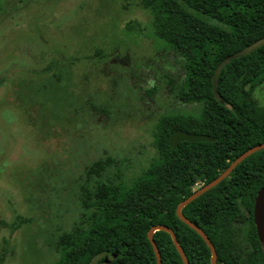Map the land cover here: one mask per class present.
<instances>
[{
	"label": "rangeland",
	"instance_id": "obj_1",
	"mask_svg": "<svg viewBox=\"0 0 264 264\" xmlns=\"http://www.w3.org/2000/svg\"><path fill=\"white\" fill-rule=\"evenodd\" d=\"M150 21L137 0H0V264H56L87 169L130 182L157 155L156 121L181 108L146 93L170 64Z\"/></svg>",
	"mask_w": 264,
	"mask_h": 264
},
{
	"label": "trees",
	"instance_id": "obj_2",
	"mask_svg": "<svg viewBox=\"0 0 264 264\" xmlns=\"http://www.w3.org/2000/svg\"><path fill=\"white\" fill-rule=\"evenodd\" d=\"M137 1L150 13L154 35L163 41L170 59L162 73L145 66L153 69L158 81L146 93H156L162 83L181 111L158 118L153 133L157 155L130 182L121 175L119 164L115 178L104 176L110 159L87 169L78 192L79 222L56 238V264H157L147 236L154 225L174 232L189 264H210L207 243L178 217L176 208L196 182L211 181L243 151L264 143V105L254 96L264 83V44L221 67L217 86L221 100L214 97L211 80L224 57L264 36V0ZM127 27L132 32V24ZM100 50L88 58L103 57ZM175 129L215 140L182 141L172 148L169 134ZM230 176L181 212L207 235L217 264H264L254 224L240 220L245 202H252L264 184V148L247 156ZM23 221L17 216L11 229ZM0 223L8 226L4 220ZM242 236L252 245H244ZM153 238L162 264H184L167 231L156 230Z\"/></svg>",
	"mask_w": 264,
	"mask_h": 264
},
{
	"label": "water",
	"instance_id": "obj_3",
	"mask_svg": "<svg viewBox=\"0 0 264 264\" xmlns=\"http://www.w3.org/2000/svg\"><path fill=\"white\" fill-rule=\"evenodd\" d=\"M263 44H264V36L262 38L258 39L257 41H255L254 43H252V44H250V45H248V46H246V47H244V48H242V49H240L234 53L227 55L216 65L214 72L212 74L211 80H212V93L217 100L222 99L221 96L219 95L218 91H217L218 76H219V72H220L221 67L226 62H228L234 58H238V57H241V56H244L246 54L251 53L253 50L257 49L258 47L262 46ZM214 140H215V137H212L210 135L200 134V133H191V132L184 131L182 129H175L169 134V143H170V146L172 148L176 147L177 144L179 142H182V141L200 142V141H214ZM263 148H264V143H259L257 145L250 147L249 149H247L243 153H241L238 157H236V159H234V161L227 167V169L223 173L218 175L216 178L211 180L206 185L202 186L200 189L192 192L187 198H185L182 202H180L176 208V213H177L178 217L182 221H184L186 224H188L190 227H192L207 243V245L211 251V263L210 264H217V255H216V250H215L214 246L212 245V243L210 242L209 238L204 233V231L199 226L194 224L192 221H190L188 218H186L182 214L181 209L185 205H187L188 203L193 201L195 198L200 196L202 193H204L205 191L209 190L210 188H212L216 184H218L224 177H226L233 170V168L239 162H241L247 156H249L250 154H252V153H254L260 149H263ZM263 202H264V185L260 188V190L257 193L256 200H255V208H254V222L256 224V228L258 229L259 235H260V237L264 243V208H263ZM161 229L167 231L171 235L173 242H174V245H175L183 263L189 264L181 246L179 245L178 241L176 240L174 232L166 226L154 225L149 229L147 236H148V239H149V241L153 247L157 264H162V261H161L160 251H159V249L156 245V242L154 241V238H153V233H154V231L161 230ZM115 256H116V254L110 255V256H108V259L111 260Z\"/></svg>",
	"mask_w": 264,
	"mask_h": 264
},
{
	"label": "flooded vegetation",
	"instance_id": "obj_4",
	"mask_svg": "<svg viewBox=\"0 0 264 264\" xmlns=\"http://www.w3.org/2000/svg\"><path fill=\"white\" fill-rule=\"evenodd\" d=\"M245 151H246V150H245ZM243 152H244V151H243ZM243 152H242V153H243ZM238 156H239V155H238ZM238 156H237V157H238ZM234 159H236V157H235ZM234 159L230 162V164L234 161ZM243 160H244V159H243ZM243 160H242V161H243ZM239 163H240V162H239ZM239 163H238V164H239ZM230 164H229V165H230ZM238 164H237V165H238ZM229 165H228V166H229ZM237 165H236V166H237ZM228 166H227V167H228ZM236 166H235V167H236ZM227 167H226L224 170H222L218 175H220L221 173H223V172L227 169ZM235 167H234V168H235ZM234 168H233V170H234ZM233 170H232V171H233ZM232 171H231L226 177H224L222 180H224V179L227 180V181L230 180V179H231L230 174L232 173ZM218 175H217V176H218ZM217 176H216V177H217ZM216 177H215V178H216ZM212 180H213V179H212ZM222 180H221V181H222ZM221 181H220V182H221ZM198 182L200 183L199 186H198V187H194V185H195L196 183H198ZM198 182H196V183L192 186V190H193L192 192H194V191L200 189L202 186L206 185V184L209 183L210 181H209V182L198 181ZM220 182H219V183H220ZM219 183H218V184H219ZM216 185H217V184H216ZM216 185H215V186H216ZM263 185H264V184H263ZM263 185H262V186H263ZM215 186H214V187H215ZM262 186H261V187H262ZM261 187H260V188H261ZM260 188L257 190L255 196L253 197L252 202H250V201H246V202H245L244 207H245V211H246V212H245V215H244L242 218H240V220H243V221L245 222V224H251V221H252V223L254 224L255 230H256V235H257L258 242H259L260 246L263 247V249H264V243H263V240L261 239V237H260V235H259V232H258V229L256 228V224H255V222H254L255 200H256V196H257V193H258V191L260 190ZM210 189H211V188H210ZM207 191H208V190H207ZM207 191H205V192H207ZM205 192H204V193H205ZM202 194H203V193H202ZM251 208H252V209H251ZM263 208H264V202H263ZM250 209L252 210V211H251V214H250V212H249ZM241 238H242V241L244 242V245H250V244L252 245V243H250L249 240H248V238H246L245 236H242Z\"/></svg>",
	"mask_w": 264,
	"mask_h": 264
}]
</instances>
